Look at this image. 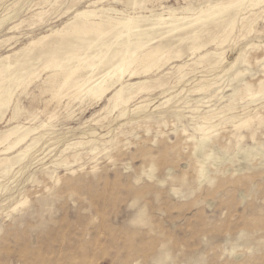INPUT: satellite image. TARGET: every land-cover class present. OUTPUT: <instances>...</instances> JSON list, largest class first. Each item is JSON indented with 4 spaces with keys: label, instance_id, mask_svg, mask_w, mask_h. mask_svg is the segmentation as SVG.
Returning <instances> with one entry per match:
<instances>
[{
    "label": "rangeland",
    "instance_id": "1",
    "mask_svg": "<svg viewBox=\"0 0 264 264\" xmlns=\"http://www.w3.org/2000/svg\"><path fill=\"white\" fill-rule=\"evenodd\" d=\"M134 1L104 0L93 6L110 5L149 15V10L161 12L162 7L198 9L207 3L144 0V9L134 11ZM93 2L96 0H0V58L11 55L10 61L15 63L28 53L34 57L56 36L43 44H28L62 29L77 10ZM229 11L228 15L235 12ZM244 16L256 20L250 21L251 28H243L247 21L239 20L223 46L218 47V39L201 51H225L222 60L212 57L192 65L197 57L189 54L186 42L184 54L175 58V49H170L174 41L165 36L161 46L169 51L165 57H171L169 62L161 61L157 65L163 68L153 67L147 74L125 76L130 83L150 78L151 90L124 109H113L108 102L113 92L101 101L83 103L68 91L58 97L43 84L53 74L51 69H43L49 58L30 62L39 78L30 76L27 86L11 87L12 107L17 103L23 110L10 123L8 110L0 121V131L16 123L47 126L35 135L43 138L24 160L26 166L0 178V202L10 199L0 206V264H264V95H256L255 103L249 105L250 128L240 131L242 139L235 137L232 124L225 123L243 114L242 105L250 101L244 86L251 85L256 93L264 81V13ZM14 25L15 30H10ZM102 31L106 33L103 42L112 41L115 31L107 27ZM70 39L76 41L74 36ZM66 49L58 56L71 51ZM98 50L87 51L86 62ZM215 58L221 64L211 71L209 64ZM114 63L98 67L91 83L100 81ZM183 64L190 74L178 83L171 68ZM77 74L72 81L86 71ZM159 83L165 86L157 88ZM198 84L211 88L197 91ZM0 97L6 98V93ZM210 110L222 112L213 121L221 125L201 147L195 119ZM192 136L196 143L190 141ZM73 142L81 145H71ZM67 145L71 147L64 149ZM196 145L201 148L197 155ZM92 148L96 151L91 154ZM202 164L207 174L199 183ZM21 197L27 202L10 211L9 206Z\"/></svg>",
    "mask_w": 264,
    "mask_h": 264
},
{
    "label": "bare ground",
    "instance_id": "2",
    "mask_svg": "<svg viewBox=\"0 0 264 264\" xmlns=\"http://www.w3.org/2000/svg\"><path fill=\"white\" fill-rule=\"evenodd\" d=\"M102 1L104 0H96V2H93L87 7L77 10L75 15L62 29L51 31L50 34L28 44V46H36L34 44H43L49 38L56 36L54 40H49L50 42L48 43L47 49L39 51L34 57H28V53L23 61L19 60L15 63L10 61L11 55H6L3 58H0V63L5 61L4 63L0 64V94L6 93V98L0 99V121H2L5 113L8 110H11V116L7 122L10 123L16 121L18 115L23 110L17 103H15L12 107L13 96L11 93V87L15 86L16 88H19L23 85L27 86L28 83H26V80L30 76L39 78V73L36 74L34 72L35 70H32V66H29L31 61L43 62L46 58H49L44 62L43 69L49 71L51 69L53 74L47 76L43 84L48 87L49 91L51 90L54 92V95L60 97L64 95V91H68L73 93L72 95L74 96L75 100H77L79 103H83L86 100L101 101V99H103L109 93L113 92L112 96L108 99V102L113 105V109H124V106L129 104L138 95H144L143 93H148L151 90L149 86L151 83L150 78H145L144 80H138L137 82L130 83L125 81V76L127 75L129 78H132L141 74H147L151 69H153V67L156 66L159 70L162 67V64L161 66L157 64L161 61L167 62L171 58H165L169 51L167 52V50L161 46V41L163 38H165V36L170 37L172 41H174L170 45V49H175L173 52V57L180 58L184 54L182 52V45L186 42L188 43V46L186 47L187 51L190 52L189 54L194 56L193 58L197 57L196 60L192 62V65H198L202 62L204 63L209 61L212 57H217L219 59L220 56H223L222 54H225V51L220 53H218V51H207L202 54V49L205 48L209 42H215V40L219 39V41L216 42L218 47L223 46L228 41V39L231 38L230 35L233 33L234 27L239 20L247 21V25L243 26V28L245 27L246 29L247 26L250 27V21H256L255 19L250 20V18L244 15L251 13L252 16H256L257 13H264V0H207V3L205 2V6L198 9H194L190 6L184 7L180 10L172 9L171 7H162L161 12L149 10L146 12L149 13V15L128 12V8H125L127 10H117L110 5L101 6L99 9L95 8L96 6H93L96 5V3ZM46 3L44 2V4ZM143 3L144 0L141 2L135 0L131 4V9L134 11L136 9H144L142 7ZM231 8L234 9L235 12L233 15H228V11ZM95 17L99 18L95 20ZM16 27L17 25H14V27L9 29L12 30ZM103 27H107L110 30L115 31L113 32L114 34L111 38L112 41L103 42V37L106 35L104 31L100 32L101 28ZM212 30H214L215 33L212 35L210 41H208L210 33L213 32ZM215 34H217V36H215ZM72 36L76 38V41H70V37ZM154 41L155 43H153ZM66 48H70L71 51H68L64 57L58 56L59 52ZM92 48H98L100 50H98L96 54L88 55L87 58L89 61L86 62V57L83 56L87 55V53H90L87 51L91 50ZM102 48H105V53L102 52ZM112 48V54L108 57V53ZM23 50L25 51L27 48H24ZM82 50L86 51V53L83 52L84 54L78 55ZM241 53L242 52H240V54ZM138 55H140L139 59ZM217 58H215L216 60L209 64V69L211 71L220 67L221 63ZM220 60L222 59L220 58ZM74 61L75 64H72ZM111 62L115 63L109 68L106 75L102 77V79L97 83H91L90 80L94 71L98 69V67ZM25 66H27V68ZM184 66L185 64L174 65L171 68L172 70L174 69V73L176 74V82L178 83L184 81L188 74H190L185 71L187 69H184ZM80 70L86 71V75L81 76V78L79 77L78 79L75 78V80L72 81L71 79L75 77L78 72L80 73ZM157 73L160 72L157 71ZM164 86L165 84L163 83L157 84V88L162 89ZM210 88L211 85L198 84L196 90L208 91ZM244 91L246 93V97L248 96L250 101L247 103L245 102L246 104L242 105L241 110L243 114L232 117L228 122H225L232 124V127L236 132L234 134L235 137L238 136L237 138L241 139L243 136L240 131L242 129H245L246 131L247 128H250L249 124L251 119L247 114L248 107L250 104L252 105L255 103L254 97H257L256 95H264V81L260 82L258 91L256 93L251 91V85L249 84L244 86ZM163 93L164 92H162V94ZM242 99L243 98L240 100ZM192 111H197V108L192 109ZM221 113L222 112L215 113V110H210L206 112L205 115L199 116L195 119V130L201 133V138L199 139L201 147H204L205 144H207L213 132H215L216 128L221 125V122L217 124H215L216 122H213L215 119L220 118ZM120 115H123V112ZM242 115L243 117L240 118ZM37 117L39 118V116ZM258 118L260 119V117ZM46 126L47 124L43 123L37 127H30L21 123H16L15 125L0 131L1 179L7 178L16 169H18L16 171V173H18L23 167L26 166V164L23 163L24 160L27 158L30 152H32V150L34 151V149L38 147L40 139L43 138V135H40L39 137H35V135L38 134L40 128H45ZM186 135L188 134L186 133ZM252 137L253 136H251V138ZM188 138L190 139V137ZM190 141L196 143L198 140L192 136V140ZM71 145L80 146L81 144H74L73 142ZM71 145H67V147L64 149L70 148ZM200 146H195L194 153L196 155L201 150ZM95 151L96 149L92 148L89 153L92 154ZM78 153L76 156L74 154L76 158L75 161H77V157H79ZM64 164L68 165L69 163L64 161ZM206 174V165H199L197 173V180L199 183H201V181L206 178ZM50 178L53 177L50 176ZM3 190H6V188L2 189L1 191ZM9 201L10 199L2 200L0 202V206L4 207ZM26 202V199L21 197L20 201L15 203L16 205H10L9 209L10 211H14L18 206L24 205Z\"/></svg>",
    "mask_w": 264,
    "mask_h": 264
}]
</instances>
